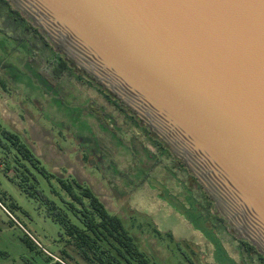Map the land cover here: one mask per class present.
<instances>
[{
    "label": "water",
    "instance_id": "95a60500",
    "mask_svg": "<svg viewBox=\"0 0 264 264\" xmlns=\"http://www.w3.org/2000/svg\"><path fill=\"white\" fill-rule=\"evenodd\" d=\"M264 257V0H7Z\"/></svg>",
    "mask_w": 264,
    "mask_h": 264
},
{
    "label": "rangeland",
    "instance_id": "374dc122",
    "mask_svg": "<svg viewBox=\"0 0 264 264\" xmlns=\"http://www.w3.org/2000/svg\"><path fill=\"white\" fill-rule=\"evenodd\" d=\"M19 34L0 5V119L52 172L89 184L152 264H262L219 220L202 186L128 111L76 71L53 79L43 43ZM8 160L13 164L0 143V264H96L82 259L45 206L11 180Z\"/></svg>",
    "mask_w": 264,
    "mask_h": 264
},
{
    "label": "trees",
    "instance_id": "16d2710c",
    "mask_svg": "<svg viewBox=\"0 0 264 264\" xmlns=\"http://www.w3.org/2000/svg\"><path fill=\"white\" fill-rule=\"evenodd\" d=\"M2 4L8 7L17 21L21 40H25V36H31L43 43L51 55L46 57L45 63L53 79L59 80L75 72L70 64L55 52L39 30L21 16L7 0H0V5ZM100 91L117 107H120V110L127 113V110L116 100L101 89ZM130 117L137 126H140L131 114ZM142 129L150 134L147 129ZM154 142L163 152L172 157L160 142L157 140ZM0 143L12 156L13 164L10 160L7 163L3 162L8 172H11L12 168L15 169L11 180L29 198L45 206L47 216L60 226L66 243L74 247L82 259L96 264H152L147 253L136 243L123 218L111 213L89 184L79 181L74 176L52 172L21 135L8 129L1 119ZM178 164L186 170L180 162ZM193 179L197 181L194 177ZM204 195L208 204L212 206L208 196ZM219 220L225 223V220L220 217ZM25 243L29 249L34 250V243L28 236L25 238ZM241 243L247 252L256 253L264 264V257L252 245L244 241ZM64 253H66L65 250Z\"/></svg>",
    "mask_w": 264,
    "mask_h": 264
},
{
    "label": "built area",
    "instance_id": "2783aa9c",
    "mask_svg": "<svg viewBox=\"0 0 264 264\" xmlns=\"http://www.w3.org/2000/svg\"><path fill=\"white\" fill-rule=\"evenodd\" d=\"M30 235V234H29ZM30 237L32 238V240L33 241H35L36 242V240L30 235ZM57 261H59V263H61V264H65V263H63L62 261H60V260H58V259H56Z\"/></svg>",
    "mask_w": 264,
    "mask_h": 264
},
{
    "label": "flooded vegetation",
    "instance_id": "af4514ba",
    "mask_svg": "<svg viewBox=\"0 0 264 264\" xmlns=\"http://www.w3.org/2000/svg\"><path fill=\"white\" fill-rule=\"evenodd\" d=\"M156 146H157V145H156ZM157 148L161 150V148H160L159 146H158Z\"/></svg>",
    "mask_w": 264,
    "mask_h": 264
}]
</instances>
